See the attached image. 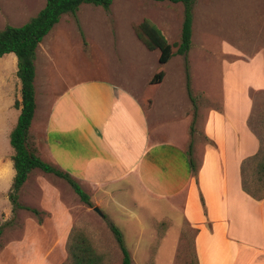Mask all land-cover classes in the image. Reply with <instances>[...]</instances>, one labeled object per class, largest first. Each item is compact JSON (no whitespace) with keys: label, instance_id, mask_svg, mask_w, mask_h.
<instances>
[{"label":"rangeland","instance_id":"obj_1","mask_svg":"<svg viewBox=\"0 0 264 264\" xmlns=\"http://www.w3.org/2000/svg\"><path fill=\"white\" fill-rule=\"evenodd\" d=\"M43 6L45 0H0V30L6 25H23ZM76 17L83 39L74 18L71 15L62 16L54 27V63L46 59L36 63L35 86L40 93H46L43 90L51 95L60 93L69 84L105 75L116 87L133 91L142 107H147L151 99L152 118L162 123L167 134L182 131L184 112L191 108L190 103L192 118L196 105L204 110V119L211 113L210 110L217 111V108L222 111L220 114L239 117L244 113L239 110L240 107L248 104L242 95L248 85L264 86V0L195 2L191 49L187 54L190 96L185 89L184 58L175 55L168 63L160 65L159 51L147 50L133 31L134 26L148 20L161 31L169 44L178 43L183 21L181 4L113 0L108 13L101 7L82 5ZM16 70L14 55L0 58V117L5 118L0 119V225L6 224L0 237V264H41L43 261L40 259L51 262L54 257L55 264H67L66 244L73 229L87 235L95 249L104 255L105 264H120V249L109 224L121 231L132 264H192L195 231L184 221V205L177 204V199L155 200L141 191L125 188L116 192L110 187L101 191L83 188L92 204L88 207L65 180L34 170L19 193V203L37 210L39 215L26 210L12 213V208L8 211L10 203L6 195L11 184L6 182L9 175L7 162L13 150L5 140V133L16 116L14 102L20 101ZM160 71L166 74L165 82L148 85V80ZM248 90L252 105L248 126L259 146H262L264 130L260 122L264 117V89ZM48 101L42 97L40 104ZM224 106L229 107L227 111H223ZM39 114L40 111H37L33 124H37ZM209 121H212L211 118ZM239 129L242 130L241 127ZM242 135L247 137L244 131ZM207 138L204 140L202 133L193 129L190 146L198 143L214 146ZM29 144L34 147V142L29 140ZM194 163L197 167L196 157ZM204 163L208 168L207 158ZM6 190L5 195L3 191ZM113 193L111 199L108 195ZM56 196L69 208L73 217L69 234L60 241H54V220L43 210L56 208ZM200 198L204 206L205 197L200 194ZM118 202L125 205L126 211L117 206ZM94 207L100 210L102 217L93 211ZM203 213L207 216L206 207H203ZM56 215L55 219L58 218ZM133 215L140 217L142 229L131 220ZM30 221L40 226V234L24 231ZM139 230L143 232L137 236ZM31 243L36 246L37 255L25 252L27 247H32ZM21 250L25 253L20 254Z\"/></svg>","mask_w":264,"mask_h":264},{"label":"crops","instance_id":"obj_2","mask_svg":"<svg viewBox=\"0 0 264 264\" xmlns=\"http://www.w3.org/2000/svg\"><path fill=\"white\" fill-rule=\"evenodd\" d=\"M54 27L36 49L34 86L36 63L43 59L54 63ZM165 79L164 73L159 85ZM248 86L242 94L248 106L243 104L240 107L239 110L244 113L239 117L220 114L222 111L217 108V111L210 110L211 113L204 119V110L196 105L193 109L195 118H192L190 103L191 108L184 112L182 131L167 134L162 123L152 118L151 99L147 107H142L133 91L116 87L105 75L69 84L60 93L52 95L46 90L43 91L47 94L38 92L35 86L34 117L37 111L40 114L37 124L31 123L29 140L34 142L43 161L67 172L82 189L101 191L110 187L116 192L125 188L141 191L151 199H177V204L183 203L184 221L195 231L193 241L198 264H264V199H252L241 187V164L260 148L259 141L248 126L252 112L248 89H264V86ZM42 97L49 101L40 104ZM228 108L224 106L223 111ZM14 113L15 119L5 133L9 146V135L20 110L16 109ZM229 122L232 124L229 125ZM192 125L194 131L202 133L204 140L209 137L207 139L214 146L192 144L189 156ZM239 127L247 137L242 135ZM195 157L198 159L197 179L189 164V158L195 162ZM206 158L208 168L204 163ZM7 164L9 175L6 182L10 185L14 177L11 158ZM7 191L3 194L6 195ZM200 194L205 197L204 206ZM108 196L112 199L114 193ZM54 201V210L42 209L54 220V241H60L69 234L73 217L60 198L56 196ZM117 206L126 211L123 203L118 202ZM203 207H206L207 216ZM55 215L58 218L55 219ZM131 217L142 229L140 217ZM29 230L40 234L42 229L30 221L24 231L27 233ZM142 232L139 230L137 236ZM30 245L32 247H27L25 252L37 255L36 246ZM24 253L21 250L20 254ZM44 259H40L43 261L41 264L56 262L55 257L53 262Z\"/></svg>","mask_w":264,"mask_h":264},{"label":"trees","instance_id":"obj_3","mask_svg":"<svg viewBox=\"0 0 264 264\" xmlns=\"http://www.w3.org/2000/svg\"><path fill=\"white\" fill-rule=\"evenodd\" d=\"M150 1L168 2L183 6V21L178 43L169 44L161 31L148 20H143L134 26L133 31L137 39L147 50L159 51L158 63L160 65H165L175 55L184 58L186 90L190 96L187 54L191 48L193 6L197 0ZM112 3L113 0H45V6L26 23L19 27L6 25L0 30V58L7 54H14L17 68L16 76L20 82V101L14 102V108L19 109L20 113L16 125L9 135V144L13 150L11 161L14 177L6 197L11 205L12 213L17 210H26L36 216L39 215L37 210L25 207L19 203V193L34 170L52 174L65 180L84 204L88 207L92 205L89 196L82 190L75 179L57 166L43 161L37 149L29 144V130L36 110V92L34 86L35 58L38 45L61 20L62 16L71 15L74 18L80 32V37L83 39V33L80 30L76 17L80 6L92 5L101 7L108 13ZM174 49L176 50L174 51ZM163 77L164 73L162 71L156 73L150 80V84H159ZM260 124L264 130V117ZM192 131L193 128L191 127L190 132ZM190 154L191 146L188 149V155L190 156ZM189 164L195 176L196 167L191 158H189ZM240 172L242 190L254 200L264 199V145L260 146L254 156L242 162ZM5 226L6 224L0 225V237L3 234ZM109 230L120 249V264H132L130 254L124 245L121 231L112 224H109ZM66 251L67 264H105L104 255L95 249L90 239L81 230L73 229L70 232ZM192 264H198L195 252Z\"/></svg>","mask_w":264,"mask_h":264},{"label":"water","instance_id":"obj_4","mask_svg":"<svg viewBox=\"0 0 264 264\" xmlns=\"http://www.w3.org/2000/svg\"><path fill=\"white\" fill-rule=\"evenodd\" d=\"M93 211L96 212L100 217H102V213L100 212V210L97 207H94Z\"/></svg>","mask_w":264,"mask_h":264}]
</instances>
